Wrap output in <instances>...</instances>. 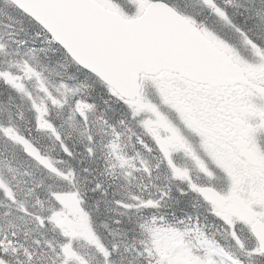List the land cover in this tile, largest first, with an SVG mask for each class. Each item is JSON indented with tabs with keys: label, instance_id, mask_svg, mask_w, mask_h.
Here are the masks:
<instances>
[{
	"label": "snow or ice",
	"instance_id": "6c2138e0",
	"mask_svg": "<svg viewBox=\"0 0 264 264\" xmlns=\"http://www.w3.org/2000/svg\"><path fill=\"white\" fill-rule=\"evenodd\" d=\"M0 264H264V0H0Z\"/></svg>",
	"mask_w": 264,
	"mask_h": 264
}]
</instances>
